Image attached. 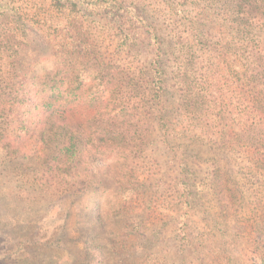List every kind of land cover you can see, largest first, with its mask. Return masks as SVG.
I'll list each match as a JSON object with an SVG mask.
<instances>
[{
	"label": "rangeland",
	"instance_id": "rangeland-1",
	"mask_svg": "<svg viewBox=\"0 0 264 264\" xmlns=\"http://www.w3.org/2000/svg\"><path fill=\"white\" fill-rule=\"evenodd\" d=\"M117 3L115 14L86 17L78 50L129 75L124 84L136 85L152 112V134L126 150L90 148L81 167L92 182L70 190L45 184L22 159L9 164L0 155V264H261L264 170L252 161L243 131L249 92L218 69L214 53L225 43L235 1ZM134 7L157 40L129 19ZM84 11L72 0H0V76L10 82L27 69H53L58 45L70 39H52ZM254 34L227 37L231 68L244 62L253 41L264 48V30ZM156 68L164 80L160 98L153 95Z\"/></svg>",
	"mask_w": 264,
	"mask_h": 264
},
{
	"label": "trees",
	"instance_id": "trees-1",
	"mask_svg": "<svg viewBox=\"0 0 264 264\" xmlns=\"http://www.w3.org/2000/svg\"><path fill=\"white\" fill-rule=\"evenodd\" d=\"M117 1L72 0L75 8L81 5L85 11L67 18V33H57L52 39L62 42L65 38L70 39V42L58 45L55 67L43 73L35 68L27 69L20 75L9 76L10 82L0 76L6 83L5 86L4 80H0V116L4 117L0 122V155L8 158L9 164L15 158L22 159V164L37 170L45 184L58 182L68 190L77 185L90 186V172L81 167V162L90 155V148L97 149L100 154H105V150L113 152L116 148L126 150L139 140L143 141L154 129L149 127L152 112L146 110L139 89L136 85L124 84L130 82L129 75L126 73L123 79V73L107 64L105 59L94 64L85 60L86 56L78 50L77 43H83L88 34L82 22L88 15L106 10L109 15L115 14L122 7ZM234 1L235 13L229 16L232 19L222 34L224 45L214 50L215 60L219 70L236 75L241 81L238 83L241 90L246 88L249 92L245 99L250 106V122L243 125V131L254 148L252 161L258 170H264V48L253 41L244 62L235 60V68H231V62L226 60L229 56L226 46L230 43L227 37H235L232 33L242 38L251 32L249 39L254 40L255 31L264 30V0ZM127 16L138 25L148 26L149 33L157 40L156 29L149 26L141 11L134 7ZM70 23H74V30L70 29ZM9 37L14 39L10 35L7 39ZM11 49L12 53L18 52ZM30 64L34 65L33 62ZM15 66V62L10 63L11 70H17ZM161 73L160 68L155 69L153 95L158 98L165 92ZM247 75L248 82L244 83ZM124 86L128 89L122 95ZM162 115L164 117V113ZM162 115L156 114V118L163 120ZM114 159L122 164L124 158ZM102 174L106 175L105 172ZM126 178L122 177V180ZM260 245L264 246V240ZM261 264H264V254Z\"/></svg>",
	"mask_w": 264,
	"mask_h": 264
}]
</instances>
